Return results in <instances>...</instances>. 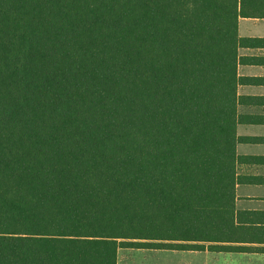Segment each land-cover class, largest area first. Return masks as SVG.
<instances>
[{"label": "trees", "instance_id": "obj_1", "mask_svg": "<svg viewBox=\"0 0 264 264\" xmlns=\"http://www.w3.org/2000/svg\"><path fill=\"white\" fill-rule=\"evenodd\" d=\"M244 18L264 0H0V264L204 249L264 49Z\"/></svg>", "mask_w": 264, "mask_h": 264}, {"label": "crops", "instance_id": "obj_2", "mask_svg": "<svg viewBox=\"0 0 264 264\" xmlns=\"http://www.w3.org/2000/svg\"><path fill=\"white\" fill-rule=\"evenodd\" d=\"M239 31L242 36L264 37V20L241 19ZM240 53L258 61L239 70L252 79L239 87V94L248 98L239 107L233 187L217 219H212L217 233L214 230L213 238L198 242L202 250L120 247L117 264H147L151 257L159 259L158 264H166L168 257L194 264L196 255L208 258L201 259L204 264H264V49L243 48ZM134 250L142 259L129 258L127 252Z\"/></svg>", "mask_w": 264, "mask_h": 264}, {"label": "rangeland", "instance_id": "obj_3", "mask_svg": "<svg viewBox=\"0 0 264 264\" xmlns=\"http://www.w3.org/2000/svg\"><path fill=\"white\" fill-rule=\"evenodd\" d=\"M127 255H130L131 256V257H129L131 260L132 259L133 260H140V259H142L140 253L137 252V251H135V250L132 251V253L131 252H127ZM151 258H154V260L151 261ZM151 258L146 262L147 264H158V262L160 261L159 259H156V257H151ZM201 259H208V258L202 257L201 255H196L194 257V262L193 263L194 264H204ZM132 263H133V261L130 262V264H132ZM166 264H181V262L180 261L174 262V260L171 257H168V260L166 261Z\"/></svg>", "mask_w": 264, "mask_h": 264}]
</instances>
